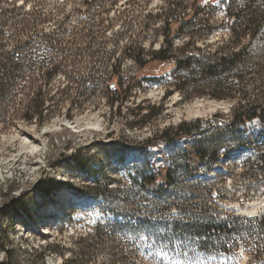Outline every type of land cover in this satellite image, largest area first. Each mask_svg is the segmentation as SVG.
Segmentation results:
<instances>
[{"label":"rangeland","instance_id":"obj_1","mask_svg":"<svg viewBox=\"0 0 264 264\" xmlns=\"http://www.w3.org/2000/svg\"><path fill=\"white\" fill-rule=\"evenodd\" d=\"M39 1L15 0L12 4L0 0V13L11 10L0 16L26 19L31 34L38 12H51L44 29L55 27L64 40L65 54L72 61L66 74L76 82L67 84L64 74L57 77L54 87L62 89L67 84L70 97L41 126L17 116L9 125H0V247L11 251L9 264H62L71 255L76 256L77 264H98L106 254L118 251L126 253L122 264H264V250L255 252L264 244L249 239L253 235L249 232L205 240L203 236L176 234L164 237L151 228L140 232L138 241L124 234L119 244L117 239L105 242L87 262L76 249L88 225L128 216L131 202L124 200L140 192L133 181L137 172L149 171V163L155 167L164 155L193 141L209 155L217 152L216 158L205 159L202 167L210 185L194 184L191 177L178 174L171 191L194 193L192 203L205 204L208 213L217 212L220 218L231 212L249 216L253 210L257 214L264 211V155L258 157L264 150V121L253 119L237 129L228 125L236 102L264 104V70L258 78L239 86L240 91H224L221 97L211 96L214 90L208 85L195 94L190 86L179 90L171 84L151 82L132 90L122 103L110 105L102 87L111 74L109 58L138 43L147 52L157 50L165 35L163 21L179 19L182 10L194 5L199 8L201 24L185 31L183 39L173 40V53L179 54L181 42L193 38L196 42L187 50L196 56L228 44L230 50L245 46L244 66L264 62V27L249 37L240 31L242 21L231 24L233 18L222 10L227 4H253L262 10L264 0H42L41 9ZM235 38L240 41L231 44ZM122 62L126 78L135 72V65L130 59ZM173 66L172 62L154 61L145 72L172 79L176 74ZM88 74L92 77L86 81ZM97 76L105 81L94 82ZM20 84L23 87L25 82ZM68 107L72 108L70 118ZM195 121L199 127L190 137L159 140L161 130ZM146 139L156 140L157 145L142 150ZM176 164H181L179 157ZM93 178L100 181V194L86 191L88 186L93 188ZM85 196H90L88 203L83 201ZM61 214L69 218L65 216L56 227L52 221ZM219 241L233 249L220 254L199 249ZM38 246H44L45 252L35 251Z\"/></svg>","mask_w":264,"mask_h":264},{"label":"trees","instance_id":"obj_2","mask_svg":"<svg viewBox=\"0 0 264 264\" xmlns=\"http://www.w3.org/2000/svg\"><path fill=\"white\" fill-rule=\"evenodd\" d=\"M11 2L15 4V0ZM38 5H41V9L42 0L38 2ZM222 10L224 15L233 18L231 24L242 21L240 31L248 34L249 37L255 36L264 27V7L260 10L253 4L239 7L227 4L223 5ZM9 12L11 10H4L0 15L5 16ZM198 12V6L194 5L190 9L182 10L179 19L166 18L162 24L165 35L157 50L147 52L142 44L138 43L135 47L125 46L117 56L109 58L111 74L102 87L106 90L110 105L116 102L122 103L130 97L132 90L151 82H157L163 86L171 84L179 90L190 86L191 92L195 94H199L201 87L208 85L214 90L211 96L221 97L224 91L235 93L246 81H252L256 76L257 78L260 76L264 70L263 61H253L249 65H243L245 46L230 50L229 45L224 44L216 47L213 52L207 51L202 56H196L187 50V47L195 43L196 39L188 38L181 42L179 54L172 52L174 39H183L185 31L192 30L201 24L197 17ZM3 16H0V125H9L17 116L24 121H34L36 126H41L50 115L59 112L62 101L70 97L67 84L76 82L75 78L66 74L72 62L71 58L69 55L66 56L65 42L57 35L55 27L44 29V22L50 21L51 12H44L42 9L38 12L31 34L27 32L29 26L25 23L26 19L13 20L11 16L6 18ZM3 34L7 35L3 37ZM238 41L240 39L235 38L230 43L236 44ZM90 57L94 58L93 55ZM124 59H130L135 65V72L126 78L121 72ZM154 61L172 62L174 64L172 71L176 73L172 76L174 80L172 81L171 77L164 79L163 76L148 75L145 69ZM60 74L66 75L67 82L62 89L54 87ZM30 75H33V78H30ZM91 77L88 74L86 81ZM99 79L97 76L93 78V81L98 83ZM100 80H102L101 83L105 81ZM21 81L25 82L23 87L20 84ZM24 89L27 92L23 93ZM169 92L167 91L166 94ZM22 96L25 98L22 99ZM56 96L58 101H55ZM16 99L19 101L16 102ZM15 105L16 108H14ZM76 109H79V106ZM71 110L70 107L66 109L68 118H70L68 112ZM253 119L264 121V104L258 101L236 102L230 109L228 125L232 129H237ZM198 127L199 124L196 121L182 122L161 130L159 140L173 142L188 138ZM156 143V140L146 139L142 143V150L146 146L157 145ZM214 151L209 155L198 141H193L186 146L176 148L171 154L164 155L163 162L157 163L155 167L153 162L149 163V159L144 160L147 164L149 163L151 169L140 170L133 178L141 193L136 192L132 199L124 200V202L126 200L131 202L130 215L122 219L113 217L102 223L95 222L88 225V230L84 231L85 236L80 239L82 241L80 248H76L77 252L83 255L84 261L87 262L93 258L97 248L105 242L117 239L116 243L119 244L124 234L131 240L138 241L140 232H146L151 228L164 237L176 234L203 236L205 240L209 238L221 240L224 236L247 232L264 236V211L256 216L236 215L231 212L224 218H220L217 212L208 213L209 209L205 204L192 203V200L196 198L194 193L170 190L178 174L191 177L194 184L210 185V181L203 176L202 167H204L205 159L216 158L217 152ZM263 155L264 150L261 153L258 152V157ZM177 157L181 160L179 165L176 164ZM92 182L93 188L88 186L86 191H95L100 194L99 179L93 178ZM65 216L66 214H61L55 217L52 223L56 227L61 226L63 223L61 220ZM130 216L133 218L130 219ZM253 235H250L249 239H255L264 244V237L252 238ZM216 243L203 244L199 249L213 254L229 253L233 249L222 241ZM234 245L236 246V243L232 244V247ZM0 249L4 255L0 264H9L12 260L11 251L3 246ZM37 250L45 252L44 246H38L35 251ZM263 250L264 245L255 252L261 253ZM125 254V251H118L117 254L108 253L98 264H122ZM77 263L75 255H71L69 260L62 262V264Z\"/></svg>","mask_w":264,"mask_h":264},{"label":"bare ground","instance_id":"obj_3","mask_svg":"<svg viewBox=\"0 0 264 264\" xmlns=\"http://www.w3.org/2000/svg\"><path fill=\"white\" fill-rule=\"evenodd\" d=\"M35 147H36V145H32V148H35ZM133 156L135 157V156H138V155H133ZM216 168L218 169V166ZM83 201H85V203H88L90 201V196H85L83 198Z\"/></svg>","mask_w":264,"mask_h":264},{"label":"snow or ice","instance_id":"obj_4","mask_svg":"<svg viewBox=\"0 0 264 264\" xmlns=\"http://www.w3.org/2000/svg\"><path fill=\"white\" fill-rule=\"evenodd\" d=\"M247 215H249V216H256L257 213H256L255 210H253L252 212L247 213Z\"/></svg>","mask_w":264,"mask_h":264},{"label":"water","instance_id":"obj_5","mask_svg":"<svg viewBox=\"0 0 264 264\" xmlns=\"http://www.w3.org/2000/svg\"><path fill=\"white\" fill-rule=\"evenodd\" d=\"M204 175H206V176H207L208 174H207V173H205Z\"/></svg>","mask_w":264,"mask_h":264}]
</instances>
